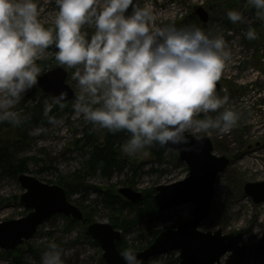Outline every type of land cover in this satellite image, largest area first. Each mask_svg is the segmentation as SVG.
I'll use <instances>...</instances> for the list:
<instances>
[{
	"label": "rangeland",
	"instance_id": "374dc122",
	"mask_svg": "<svg viewBox=\"0 0 264 264\" xmlns=\"http://www.w3.org/2000/svg\"><path fill=\"white\" fill-rule=\"evenodd\" d=\"M141 7L151 4L158 26L175 24L177 27H199L211 37H222L231 53L220 80L231 84L230 96L225 107L239 114L237 125L230 133L220 134L211 130L206 136L212 139L214 153L232 157L227 169L217 177L211 213L201 225L202 231L224 233L241 231L242 243L247 254L237 256L227 253L221 264H264V203L255 204L244 192L248 181L264 179V21L257 19L256 10L248 0H139ZM101 6L103 0H100ZM39 19L46 28H54L58 6L55 0H37ZM203 5L209 12L206 24L199 21L195 8ZM46 7V11L44 12ZM239 11L243 20L232 23L227 16L229 11ZM255 29L257 38L248 40L245 33ZM94 26L85 25L82 31L89 35ZM55 45L45 50L36 61L45 73L57 66ZM68 71L67 82L80 93L78 82L72 79L75 69L61 66ZM228 84V85H229ZM228 89V86H225ZM224 89V92H228ZM244 89V93L241 90ZM239 90V91H238ZM53 97L35 86L29 90L15 106L21 116L36 105L45 101L51 103ZM75 101L63 102L64 107H52L51 116L60 123L57 125H31L20 131L0 123V141L10 148V154L24 158L29 175L44 183L63 186L60 180L72 188L70 202L84 213H89L96 222L109 223L117 215L118 220L133 221L123 231L126 241L146 245L156 231L175 227L192 217L194 204H183L162 211L149 198H154L158 185L170 184L189 175V167L176 151L166 149L161 159L151 154L146 147L137 155L128 156L117 150L118 165L105 171L93 161L90 163L94 141L103 131L73 110ZM221 109L220 111H222ZM218 113H210L215 118ZM204 118L201 114L199 117ZM34 129H42L33 134ZM105 130V129H104ZM204 135V134H197ZM243 151V152H242ZM19 176V175H18ZM7 169L0 167V223L6 220L25 217L30 210L19 201L25 191L19 179ZM130 187L143 193V198L131 202L122 198L119 189ZM148 196V197H146ZM18 198L16 200V198ZM122 198V199H121ZM148 198L147 201H144ZM124 202L128 204H123ZM133 203V205L129 204ZM120 210L117 212L115 207ZM72 222V224L70 223ZM135 222V223H134ZM49 242H55L63 250L64 264H107L102 247L87 233V227L64 214H55L43 222L35 235L13 250L0 248V264H40L41 256ZM176 251L155 258L156 264H171Z\"/></svg>",
	"mask_w": 264,
	"mask_h": 264
},
{
	"label": "clouds",
	"instance_id": "9594fccd",
	"mask_svg": "<svg viewBox=\"0 0 264 264\" xmlns=\"http://www.w3.org/2000/svg\"><path fill=\"white\" fill-rule=\"evenodd\" d=\"M248 3L264 21V0ZM55 4V27L46 28L37 0H0V123L24 122L15 106L38 85L36 61L55 45L57 63L75 69L72 79L80 87L72 106L76 115L111 133L126 132L121 150L130 157L153 145H187L189 135L201 140L211 130L227 134L237 125L239 114L225 107L228 97L216 93L232 58L222 37L199 27L158 26L151 4L140 7L136 0ZM227 16L232 23L243 20L239 11ZM85 25L94 26L90 37L82 31ZM245 37L255 40L257 32L249 28ZM65 99L61 92L51 103L45 101L49 124L60 123L49 113L54 105L63 108ZM210 113L218 114L213 118ZM120 255L125 264H142L132 248ZM40 264H64L57 243L49 242Z\"/></svg>",
	"mask_w": 264,
	"mask_h": 264
},
{
	"label": "water",
	"instance_id": "95a60500",
	"mask_svg": "<svg viewBox=\"0 0 264 264\" xmlns=\"http://www.w3.org/2000/svg\"><path fill=\"white\" fill-rule=\"evenodd\" d=\"M136 2L141 7L139 0ZM195 15L203 23L210 20L209 12L203 5L195 8ZM67 78L68 71L57 66L40 75L37 86L51 97L64 92L66 99L63 102H69L75 100L78 94ZM221 88L217 82L216 91L219 92ZM188 139L187 145H169L167 149L176 151L187 163L189 175L170 184L158 185L154 202L162 211L193 203L192 217L181 221L175 228L164 229L148 247L135 251L142 264H156L153 258L173 250L179 251V264H220L221 258L228 252L237 256L247 253V247L242 244L244 234L241 231L224 233L221 228L216 231L199 229L202 221L211 213L217 177L227 169L231 160L227 155L214 153V144L209 136L196 140L189 135ZM18 179L25 190L19 196V201L31 210L25 217L0 223V248L13 250L24 244L35 235L43 222L55 214H65L76 221L84 219L80 207L68 200L64 187L44 183L27 173H21ZM245 189L255 202L264 201V181L249 182ZM119 193L131 202L143 198L142 192L130 187H122ZM88 233L102 247L103 257L108 264H125L118 248V242L122 239L120 229L108 222H93L88 226Z\"/></svg>",
	"mask_w": 264,
	"mask_h": 264
},
{
	"label": "trees",
	"instance_id": "16d2710c",
	"mask_svg": "<svg viewBox=\"0 0 264 264\" xmlns=\"http://www.w3.org/2000/svg\"><path fill=\"white\" fill-rule=\"evenodd\" d=\"M58 106L59 105H56V108ZM52 111H55V109ZM43 113H44L43 105L39 104L34 106L31 110L27 111L26 113H24L23 116H21L22 118H24V122L20 126L13 125L14 130L20 131L21 129L27 128L28 126L31 125H50ZM49 115H51V112L49 113ZM5 124L8 127L11 126L10 123H5ZM101 131H103V133L100 136V138L97 139L96 141H94L93 138H89L90 134H87L86 136L88 137L89 142H91V144L93 145V150L91 151L92 158L90 159V163L94 161L97 164V166L91 165V168L102 167L105 171H108L109 169L118 165L119 163L118 159H120V157L119 154L117 153V150H120L121 146L126 142V140L128 139V134L126 132L111 133L107 129L105 130L102 129ZM155 147H156L155 149L150 148L149 151L151 152V154L155 153V155H157L158 158L161 159L163 153H165L166 151V148H161L158 145H155ZM10 153H11L10 148L7 145H5V143L0 141V167L2 169H7L8 172L14 177H17L21 173H26L28 171L26 160L23 157L17 158L16 156ZM60 181H61L60 184H62L67 188L66 189L67 196L68 198H70V195L72 194L71 186H69L68 183L64 182V180H60ZM148 198H149L148 202L150 203L151 206H153L154 199L152 197H148ZM148 198H145L144 201H147ZM17 199L18 198H16V200ZM123 204L125 205L128 203L124 202L123 200ZM129 204L133 205V203H129ZM115 209L117 212L120 210L118 206H116ZM84 217L85 218L81 223H83L86 227H88L90 223L94 222V219L91 217L89 213H84ZM109 222L123 231L127 230V228L129 227L128 224H133V221H128V220H124L120 222L117 218V215L111 218ZM70 223L72 224V222ZM161 231L162 230L156 231L153 234L154 238H152L146 245L136 244L134 242L129 244L126 241L125 236L123 235L122 240L118 242V247L121 251L127 248H132L134 251L142 250L147 246H149ZM178 261H179L178 258H176L175 260L170 261V263L178 264Z\"/></svg>",
	"mask_w": 264,
	"mask_h": 264
},
{
	"label": "flooded vegetation",
	"instance_id": "af4514ba",
	"mask_svg": "<svg viewBox=\"0 0 264 264\" xmlns=\"http://www.w3.org/2000/svg\"><path fill=\"white\" fill-rule=\"evenodd\" d=\"M196 16H197V15H196ZM198 19H199V18H198ZM199 21H200V20H199ZM217 82H219V83L221 84V86H222V88H221V90H220L221 92H219V93L222 94V95L226 94V95L230 96L229 92L233 89V88L230 89L231 84H229V83H228L229 85L226 84V83L224 82V80H219V81H217ZM226 85L228 86V89L224 88ZM223 88L226 89L228 92H224V89H223ZM238 91H239V90H238ZM244 91H245V90L242 89V90L240 91L241 94H242V92L244 93ZM242 152H243V151H242ZM229 158H230V160H231V162H232V160H233L232 157H229ZM231 162H230V163H231ZM258 181H264V179H263V180H256V181H248V182H246V183L244 184V192H245V194H246L248 197H250V198L253 200V202H254L255 204L264 203V201H261V202H255V200L253 199V197L250 196V195H248V194L246 193V189H245V187H246V184L249 183V182H258ZM212 202H213V201H212ZM211 208H212V204H211ZM208 217H209V216H208ZM223 232H224V230H223ZM170 252H174V250H173V251H170ZM170 252H169V253H170ZM176 252H178V251H176ZM174 257H175V259L178 258V260H179V261H178V264H179L180 259H179V255H178V253H176V255H175ZM175 259H174V260H175Z\"/></svg>",
	"mask_w": 264,
	"mask_h": 264
},
{
	"label": "bare ground",
	"instance_id": "6f19581e",
	"mask_svg": "<svg viewBox=\"0 0 264 264\" xmlns=\"http://www.w3.org/2000/svg\"><path fill=\"white\" fill-rule=\"evenodd\" d=\"M46 11V7H45V10H44V12Z\"/></svg>",
	"mask_w": 264,
	"mask_h": 264
}]
</instances>
